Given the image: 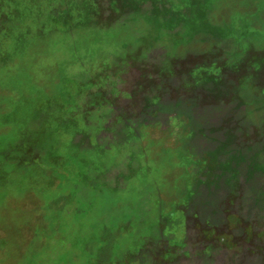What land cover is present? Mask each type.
<instances>
[{
    "label": "rangeland",
    "instance_id": "374dc122",
    "mask_svg": "<svg viewBox=\"0 0 264 264\" xmlns=\"http://www.w3.org/2000/svg\"><path fill=\"white\" fill-rule=\"evenodd\" d=\"M263 143L264 0H0V264H264Z\"/></svg>",
    "mask_w": 264,
    "mask_h": 264
},
{
    "label": "trees",
    "instance_id": "16d2710c",
    "mask_svg": "<svg viewBox=\"0 0 264 264\" xmlns=\"http://www.w3.org/2000/svg\"><path fill=\"white\" fill-rule=\"evenodd\" d=\"M257 87H261V86H257ZM252 93H253V91H252ZM259 138H260V136H259ZM253 142H260L259 140H258V134L255 132V136H254V139H253ZM264 144V143H263Z\"/></svg>",
    "mask_w": 264,
    "mask_h": 264
}]
</instances>
